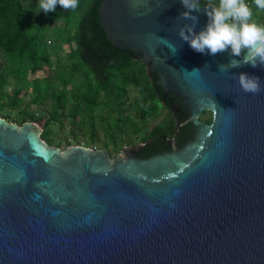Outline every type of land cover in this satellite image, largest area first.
Instances as JSON below:
<instances>
[{
  "label": "water",
  "instance_id": "95a60500",
  "mask_svg": "<svg viewBox=\"0 0 264 264\" xmlns=\"http://www.w3.org/2000/svg\"><path fill=\"white\" fill-rule=\"evenodd\" d=\"M186 10L181 0L100 6L115 47L184 101L199 128L186 148L146 159L142 145L115 158L61 150L35 122L0 117V264H264V66L221 67L241 57L193 50L179 36ZM240 73L259 77L261 91L244 92Z\"/></svg>",
  "mask_w": 264,
  "mask_h": 264
},
{
  "label": "trees",
  "instance_id": "16d2710c",
  "mask_svg": "<svg viewBox=\"0 0 264 264\" xmlns=\"http://www.w3.org/2000/svg\"><path fill=\"white\" fill-rule=\"evenodd\" d=\"M103 0H78L76 9H63L56 6L55 11H39V15L26 13L22 0H0V51L7 56L10 65L7 72H12L18 82L29 86V72L49 69L52 74L36 77L32 81L34 97L38 103L41 97L49 95L53 100V109L49 120L44 124L42 137L48 139L50 121L72 118L74 121L84 118L93 120L106 108L109 114L120 111L123 99L129 90L137 88L139 95L135 98L132 108L134 117L128 118V124L138 129L141 122L158 115L161 105L165 106L163 89L158 85L157 76L149 73L146 64L136 59L131 49L116 48L108 38L100 18V6ZM253 11V20L264 25V9H258L254 0H246ZM218 5L219 0H204L202 4ZM76 11V12H75ZM81 15L76 27L72 15ZM63 23V28L59 24ZM50 26L59 32L51 43L45 40V30ZM69 46L66 61H58L55 66L52 56H56L57 42ZM54 45L56 51L48 52ZM60 57V58H59ZM59 59H62L59 56ZM49 72V73H50ZM77 73L85 75L86 84L71 85ZM23 86L13 90L8 96L11 105L22 101ZM4 79H0V104L4 93ZM168 103V102H166ZM1 109V106H0ZM1 111V110H0ZM6 118V116H1ZM40 119L30 114V119L17 123L37 122ZM210 121V120H209ZM119 126V123H117ZM125 129V128H124ZM177 132V124L173 110L142 138L145 144L146 157H149L169 145L168 139Z\"/></svg>",
  "mask_w": 264,
  "mask_h": 264
},
{
  "label": "rangeland",
  "instance_id": "374dc122",
  "mask_svg": "<svg viewBox=\"0 0 264 264\" xmlns=\"http://www.w3.org/2000/svg\"><path fill=\"white\" fill-rule=\"evenodd\" d=\"M26 13L31 15H39L38 4L39 0H22ZM76 12V11H75ZM72 15L71 24L76 27L77 21L81 15V12H77ZM258 24H262L259 22ZM63 28V23L59 24ZM59 32H56L48 26L45 30L44 37L48 39L56 38ZM52 37V38H51ZM53 40V39H52ZM49 41V40H48ZM49 43V42H48ZM56 56H52V60L55 64L58 61H66L68 57H65L69 46L63 45V42H57ZM48 52L52 50L56 51L54 45L48 47ZM61 56L62 59H59ZM59 57V58H58ZM10 62L4 52L0 51V79H4V93L1 97V116H6L8 121H16L17 123L30 119V114H34L40 120L35 122L41 129L44 130V124L49 120L50 111L53 109V100L49 95L41 97L38 103L32 101L34 94L32 91V81L36 77H45L53 73L47 67L44 70H39L36 73L29 72L28 80L29 86H25L17 81L12 72H7V67ZM50 72V73H49ZM71 85H85V75L83 73H77L72 78ZM23 86L21 92L22 101L17 105H11L8 96L12 95L13 90ZM8 95V96H7ZM139 92L137 88L129 90V93L125 95L123 99L120 111L109 114L106 108L99 110V115L93 120L84 118L74 121L72 118L67 120L60 119L58 121H50L49 123V137L43 138L48 144L59 147L61 150L73 145H82L92 149H103L110 153L111 158H115L118 155H125L124 149L130 146L143 145V137L153 128L155 124L160 122L168 113L167 107L161 105V111L158 115L148 118L145 123L141 122L138 129L131 127L128 124V118L134 117V110L132 104ZM213 116L212 111H207L203 117L210 118ZM119 123V126L117 125ZM125 128V129H124ZM174 149H176L174 147Z\"/></svg>",
  "mask_w": 264,
  "mask_h": 264
},
{
  "label": "clouds",
  "instance_id": "9594fccd",
  "mask_svg": "<svg viewBox=\"0 0 264 264\" xmlns=\"http://www.w3.org/2000/svg\"><path fill=\"white\" fill-rule=\"evenodd\" d=\"M187 9L181 16L191 21L179 29V36L190 44L191 48L200 53L216 55L231 49V54L241 59H233L227 66L239 67L242 64L264 66V25L253 20V11L246 0H219L218 5L209 4L205 7L208 23L198 33L194 31L198 17L193 12H199V0H181ZM258 9H264V0H254ZM60 5L63 9H76L78 0H39L38 11L46 14L56 10ZM162 39V38H161ZM173 54L176 53L174 45H168ZM187 71V70H185ZM200 69L192 72L199 73ZM238 83L244 92L258 93L261 91L259 77L240 73L237 75Z\"/></svg>",
  "mask_w": 264,
  "mask_h": 264
},
{
  "label": "flooded vegetation",
  "instance_id": "af4514ba",
  "mask_svg": "<svg viewBox=\"0 0 264 264\" xmlns=\"http://www.w3.org/2000/svg\"><path fill=\"white\" fill-rule=\"evenodd\" d=\"M164 98H166L165 100L166 102H168V103L165 102V104H167L166 105L167 109L173 110V114L175 115L177 132L172 138L168 139L169 145H165L163 150L149 157H152L157 154L173 151L174 147L178 150L186 148L188 145H190L192 142L195 141L196 135L199 130L198 126L194 124L193 119H191L190 112L184 106V101L180 97L174 94H168ZM206 112L207 111H204L199 119L202 122L211 123L213 121V116L210 118L203 117V115ZM145 154H146V149H145V144H143L142 147L137 151L136 156L144 159L149 158L146 157Z\"/></svg>",
  "mask_w": 264,
  "mask_h": 264
},
{
  "label": "built area",
  "instance_id": "2783aa9c",
  "mask_svg": "<svg viewBox=\"0 0 264 264\" xmlns=\"http://www.w3.org/2000/svg\"><path fill=\"white\" fill-rule=\"evenodd\" d=\"M248 4H249V2H248ZM250 5V4H249ZM49 43H51V41H49Z\"/></svg>",
  "mask_w": 264,
  "mask_h": 264
},
{
  "label": "bare ground",
  "instance_id": "6f19581e",
  "mask_svg": "<svg viewBox=\"0 0 264 264\" xmlns=\"http://www.w3.org/2000/svg\"><path fill=\"white\" fill-rule=\"evenodd\" d=\"M39 133V132H38Z\"/></svg>",
  "mask_w": 264,
  "mask_h": 264
}]
</instances>
